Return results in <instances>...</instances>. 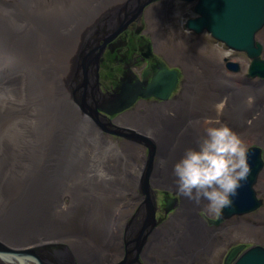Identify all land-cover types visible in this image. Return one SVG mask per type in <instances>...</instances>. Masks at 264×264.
Listing matches in <instances>:
<instances>
[{
	"label": "bare ground",
	"instance_id": "bare-ground-1",
	"mask_svg": "<svg viewBox=\"0 0 264 264\" xmlns=\"http://www.w3.org/2000/svg\"><path fill=\"white\" fill-rule=\"evenodd\" d=\"M152 2L0 0V264H191L212 261L233 235L256 240L230 244L223 264L249 260L255 248L264 253V24L252 27L254 33L241 31L242 52L206 28L188 29L187 21L195 37L208 34L247 56L248 73H230L238 72V63L226 59L227 71L193 37L171 42L165 11H142ZM135 22L150 37L141 69L127 64L125 72L111 63L107 73L117 94L104 101L105 50L124 56L119 47L126 42L111 41L137 31ZM151 53L159 61L144 67ZM91 55L90 65L84 60ZM155 83L157 93L150 90ZM126 90L132 104L122 111L132 108L113 120L129 129L125 133L113 129L111 118L122 112L116 98ZM206 118L227 124L245 143L251 182L242 185L256 201V194L263 197L226 217L242 216L227 226L223 208L209 220L208 202L182 196L173 174V164L204 134ZM161 188L181 196L166 203L165 212L175 209L166 221L157 219ZM235 197H243L239 189Z\"/></svg>",
	"mask_w": 264,
	"mask_h": 264
},
{
	"label": "clouds",
	"instance_id": "clouds-1",
	"mask_svg": "<svg viewBox=\"0 0 264 264\" xmlns=\"http://www.w3.org/2000/svg\"><path fill=\"white\" fill-rule=\"evenodd\" d=\"M204 134L195 148H187L173 164L178 192L207 209L231 207L232 199L250 172L247 147L242 139L219 119L203 121Z\"/></svg>",
	"mask_w": 264,
	"mask_h": 264
},
{
	"label": "rangeland",
	"instance_id": "rangeland-1",
	"mask_svg": "<svg viewBox=\"0 0 264 264\" xmlns=\"http://www.w3.org/2000/svg\"><path fill=\"white\" fill-rule=\"evenodd\" d=\"M153 1L154 2L150 3V5H146L142 11H146L150 6L151 7H157V10H159L160 12L165 11L166 19L163 23V28L166 29V27L168 26L171 33L173 34L172 36L169 37L171 42L173 40L178 39L179 37H189V36L193 37V40L195 39V42H201L203 44V46L205 48H207L208 51H210L209 54L214 56L216 59H218V60H215L216 62L221 63L224 66L226 64L225 63L226 59L229 61H233V62L238 63V66H239L238 72H231L225 66V69L227 71H229L230 73H239V74H247L248 73V67L250 64V60L247 58V56L244 53L234 52V51L227 49L223 44L216 42L214 39L211 38L210 35L205 34V33L195 37L194 34H192L191 32H189L186 29L185 26L187 24V21L195 19L197 17V15L194 13V9H195V3L194 2L193 3H184L182 1L180 2L177 0H153ZM122 11H123L122 9L119 11L120 14ZM134 25H135L134 29H136L137 31L131 30V31H129V35L125 31L123 33H120L113 41H111V44L115 45V46L121 45L122 41L126 42V43H124V46L119 47V49H121V52H124L123 50L127 51L129 45H131L132 48H138V46H137V44H139L138 41H140V46H143L144 44L148 45V43L150 44V39H149L150 37L147 34L143 33V28H144V27L142 28L143 24H141L140 27H138L137 23L135 22ZM104 36H105V38H107L109 35L108 36L104 35ZM169 39H168V42H169ZM256 41L258 42V40H256ZM92 46H94V44H92ZM108 51H109L108 49L105 50L106 53H108ZM128 52H130V51L128 50ZM114 54H116V53H114ZM139 55H140V51H138L136 53V56H139ZM151 55L153 57V58H151V60H153V59L159 60L158 57L154 55V53L153 54L151 53ZM116 56H117V54H116ZM105 57L106 56L104 53V59H105ZM118 58H120V57H118ZM147 61H150V60H147ZM150 62L154 63L153 61H150ZM113 63H115L114 66L116 68L119 67L120 71L126 72L129 69L128 67H125L124 63H122L121 61L113 62ZM105 65L106 66H103L104 68H102L103 76H102V78L100 77V80H99L100 81L99 92H100V96L102 98H104V101L112 100L113 96H115L117 94V92L115 91L117 86H115L116 84L115 85L111 84L112 79H110L111 77L109 75V71L107 73V69L108 68H109L108 70L111 69L110 64L106 63ZM138 69H140V66L137 68V70ZM136 74L138 76H140L141 71H137ZM113 85H114V87H113ZM146 100L149 102L154 101V99H151V98L146 99ZM134 105H135V103L133 104V106ZM131 108H132V106L129 109H131ZM128 110L122 111V112L114 115L111 118L112 119L111 120V126L113 127L114 130L118 131V129H119L121 131H124L125 133L127 131H129V129L122 128L113 122V120L117 119V117H119L123 113L127 112ZM89 118L91 119V117H89ZM91 121H92V123H94V121L92 119H91ZM106 121L107 120H105V119L102 120V124L103 123L107 124ZM102 133L105 134L104 131H102ZM141 136H143V135H141ZM111 138L114 141H118V142L125 141V139H122V138L116 140V138H117L116 136H113ZM126 142H128V141H126ZM139 147H140V150L144 153V156L146 157L148 155L147 149L144 148L143 146H139ZM256 196H257V200H261V201L263 200V197L261 195L256 194ZM180 198H181V196L177 192L174 193L173 191L168 190V189H164V188L159 189L158 193L156 194V200H157L158 204L161 206V209L157 213V219L163 218L164 221L169 220V218L172 216L171 214L175 211V209H171L170 213L165 212V205L170 200L171 201L175 200L176 203H179ZM263 201H262L261 205L264 204ZM134 207L135 208H134L133 213H135L138 209V206H134ZM220 210L221 209H219L218 211H211V212L208 210L205 213L208 214L209 216H207L205 213H204V215L207 218H209V220H216L217 214L219 213ZM250 215H253V214H250ZM250 215H247V219H249V220L251 219ZM128 217L130 218V216H128ZM128 217H127V219H129ZM240 217H242V216H234L233 218L230 217L231 219L230 218H226V219L224 218V220L223 221L221 220V222H222L223 226L224 225L227 226V225H230L233 221H236V222L240 221V219H242ZM245 217H246V215H245ZM222 224L220 225L221 227H222ZM220 226H215V227H220ZM233 237L234 238H233L232 242H228V241L226 243L224 242L225 244L221 246L220 254H217L216 256H214L212 261L208 260V259L206 261L204 259H197L196 261H193V263H191V264H223V260L225 258V252L228 249L230 244H232V243L240 244L243 242L252 243L253 240H256V239H254V237H251V236H244L243 237L241 235L239 237L238 235H233ZM253 243H254V241H253ZM60 244L62 247L65 245L67 248L68 244L67 245H66V243H60ZM248 245L251 246L253 244H248ZM62 247H60V248H62ZM200 258H204V257H200ZM166 262L167 261L164 260V261H161L160 264H164ZM119 263H121V262L119 261L116 264H119ZM176 264H178V263H176Z\"/></svg>",
	"mask_w": 264,
	"mask_h": 264
},
{
	"label": "water",
	"instance_id": "water-1",
	"mask_svg": "<svg viewBox=\"0 0 264 264\" xmlns=\"http://www.w3.org/2000/svg\"><path fill=\"white\" fill-rule=\"evenodd\" d=\"M195 11L200 13L201 17H196L195 19L190 20L187 24L188 29L196 31L206 28L216 36L218 40L226 43L228 47L236 51H247V41H244L246 39L242 37L241 31L248 30L250 33H254L255 31L252 27H256L258 24L262 26L264 24V0H199V4L197 8H195ZM250 22H254V24H250ZM93 56L94 55L87 56L84 62L87 61L89 62L88 64L91 65ZM85 66L88 65L85 64ZM85 68L87 69V67ZM156 84L157 83H155V86L150 90L157 93V91L160 90L157 88L158 84ZM87 88H89L88 84ZM93 88H95V86ZM95 91L97 92L96 88ZM155 92L151 91L150 95L156 94ZM125 94V97L120 96L116 98L118 101L117 105L119 106L117 111H122L124 108L132 104L131 90H126ZM157 95L159 98L161 97V95ZM95 97H97V94L94 95V98ZM103 103L106 105V102ZM107 104L109 103L107 102ZM107 106L111 108L110 104ZM252 167L255 168L254 165H252ZM146 175L149 176L150 173H147ZM246 181L251 182L249 176ZM242 182L243 181H241V187L238 189L240 193L243 194V197H235L232 199V202L234 203H232L231 207L223 208L221 219L229 217L230 214L235 212L238 214L246 212L249 204L252 206H255V204L257 205L258 200L256 201L254 198L255 192L252 191L251 188L249 190L244 188ZM167 203L171 204V201H168ZM141 241V239H138V243H141ZM256 249L258 248L249 252V260L242 258L238 264H264V253L262 254L261 251L258 252L259 250Z\"/></svg>",
	"mask_w": 264,
	"mask_h": 264
},
{
	"label": "flooded vegetation",
	"instance_id": "flooded-vegetation-1",
	"mask_svg": "<svg viewBox=\"0 0 264 264\" xmlns=\"http://www.w3.org/2000/svg\"><path fill=\"white\" fill-rule=\"evenodd\" d=\"M128 35H129V33H128ZM128 50L130 52H128ZM128 50L127 51L123 50L125 53L124 52H121L122 54H125L124 56L119 55V53H117V56H116V54L110 53L108 51V53H106V57L104 59L103 66H106L105 64L106 63H109L110 64V67L112 69L111 63L118 62V61H121L122 63H124L125 67H126L127 64H130L132 66L134 63H137L138 66H141V64L143 63V60H142L141 57L144 56V55H146V51L147 50L144 51V52H141L142 46H139L138 48H132L131 45H129ZM138 51H140V55L139 56H136V53ZM118 57H120V58H118ZM147 57H148L147 60L153 61L154 63H151L150 61H147L146 64H144V67L146 65L149 66V67H155L156 63L159 60L158 61H156L157 59L151 60V58H153L151 54L147 55ZM151 71H153V69H151ZM114 85H113V87H114ZM140 263L141 264H144V262H142V261H140Z\"/></svg>",
	"mask_w": 264,
	"mask_h": 264
}]
</instances>
